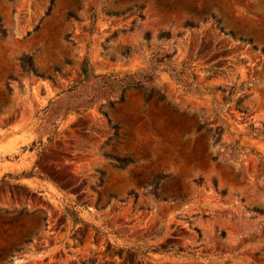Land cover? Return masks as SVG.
Returning <instances> with one entry per match:
<instances>
[{
  "label": "rangeland",
  "instance_id": "rangeland-1",
  "mask_svg": "<svg viewBox=\"0 0 264 264\" xmlns=\"http://www.w3.org/2000/svg\"><path fill=\"white\" fill-rule=\"evenodd\" d=\"M0 264H264V0H0Z\"/></svg>",
  "mask_w": 264,
  "mask_h": 264
},
{
  "label": "trees",
  "instance_id": "trees-1",
  "mask_svg": "<svg viewBox=\"0 0 264 264\" xmlns=\"http://www.w3.org/2000/svg\"><path fill=\"white\" fill-rule=\"evenodd\" d=\"M24 59H29V57H27V56H24Z\"/></svg>",
  "mask_w": 264,
  "mask_h": 264
}]
</instances>
